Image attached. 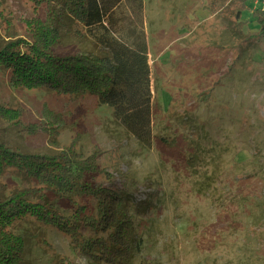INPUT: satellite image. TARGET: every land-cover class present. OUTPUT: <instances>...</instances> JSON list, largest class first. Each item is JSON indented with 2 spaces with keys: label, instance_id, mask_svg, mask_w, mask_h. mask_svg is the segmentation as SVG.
Listing matches in <instances>:
<instances>
[{
  "label": "rangeland",
  "instance_id": "obj_1",
  "mask_svg": "<svg viewBox=\"0 0 264 264\" xmlns=\"http://www.w3.org/2000/svg\"><path fill=\"white\" fill-rule=\"evenodd\" d=\"M256 1L247 2L250 9L237 20L244 0H143L152 72L151 149L114 125L112 110L93 96L15 89L0 74L2 101L22 110L25 124L43 125L44 107L63 119L55 137L2 126L17 148L55 154L74 144L86 156L100 151L99 166L114 174L115 188L126 183L120 172L138 183L132 190L127 182L126 190L134 204L146 201L150 207L138 227L143 245L135 264H264V40L245 37L256 29ZM34 9V0H0V33L27 36L25 21L46 17L45 6ZM240 20L247 23L237 29ZM75 29L64 32L57 54L94 49L91 38L81 39ZM188 115L203 120L210 142L221 143L206 169L193 167L189 139L195 143L196 136ZM90 181L109 185L103 174ZM34 185L9 169L0 177V197ZM46 198L62 211L72 210L50 192ZM16 230L29 248L23 264H88L54 228L28 219Z\"/></svg>",
  "mask_w": 264,
  "mask_h": 264
},
{
  "label": "trees",
  "instance_id": "obj_2",
  "mask_svg": "<svg viewBox=\"0 0 264 264\" xmlns=\"http://www.w3.org/2000/svg\"><path fill=\"white\" fill-rule=\"evenodd\" d=\"M249 1L244 0L237 20L241 19V12L250 9ZM34 3L35 11L45 6L46 17L27 19V36L5 37L0 33V74L5 73L15 89L48 90L68 97L93 96L102 107L112 110L114 125L132 135L140 147L151 149L152 72L144 32L143 0H34ZM256 3L251 8L256 29L245 34L246 42L264 40V0ZM246 23L237 21L236 28ZM71 29L81 39L91 38L94 49L80 47L75 54H57L55 49L64 32L70 33ZM203 95H199V104ZM44 117L43 125L25 124L23 111L4 103L0 92V177L14 169L35 183L29 189L0 197V264H23L27 260L28 244L16 227L28 219L64 234L74 250L88 259V264H135L143 245L138 227L150 207L146 201L134 204L133 192L126 190L127 182L132 190L138 183L127 178L128 173L120 172L126 183L115 188L111 183L114 174L99 166L100 151L86 156L72 144L55 154L24 152L4 134L2 126L16 128L21 134L46 132L58 136L63 124L61 116L44 107ZM186 122L193 137L196 136L195 143L189 139L190 147L194 146L193 167L198 164L206 169L215 160L210 155L222 150L221 143L210 142L203 120L197 116L188 115ZM161 141L167 143L162 137ZM102 174L108 186L90 181ZM47 192L58 201L67 200L72 210L62 211L48 201ZM84 199L92 201L93 206L82 202Z\"/></svg>",
  "mask_w": 264,
  "mask_h": 264
},
{
  "label": "crops",
  "instance_id": "obj_3",
  "mask_svg": "<svg viewBox=\"0 0 264 264\" xmlns=\"http://www.w3.org/2000/svg\"><path fill=\"white\" fill-rule=\"evenodd\" d=\"M257 4V3H256Z\"/></svg>",
  "mask_w": 264,
  "mask_h": 264
}]
</instances>
